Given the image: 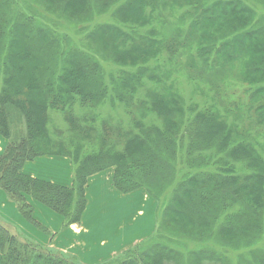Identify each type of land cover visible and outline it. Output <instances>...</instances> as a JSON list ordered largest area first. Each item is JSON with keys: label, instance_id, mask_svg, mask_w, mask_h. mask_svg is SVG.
Instances as JSON below:
<instances>
[{"label": "trees", "instance_id": "trees-1", "mask_svg": "<svg viewBox=\"0 0 264 264\" xmlns=\"http://www.w3.org/2000/svg\"><path fill=\"white\" fill-rule=\"evenodd\" d=\"M37 1L68 16L85 18L90 11V0L81 4L79 0ZM93 1L102 8L116 0ZM187 2L190 10L186 13L196 15L190 27L198 38L209 19L214 25L234 9L249 13L239 0H219L208 6H202L200 0ZM166 3L122 1L116 8L122 25L94 24L88 31L87 40L98 44L95 51L99 54L77 48L57 70L48 30L34 29L33 14L25 13V7L23 15L18 13L14 0H0V136L7 140L0 153V187L32 223L29 197L59 213L65 224L77 223L86 204L87 178L113 167L112 182L118 191L142 188L155 199L157 226L151 237L114 258L120 260L105 264H264V250L253 249L264 238V150L260 141L251 132L250 139L241 136L236 141L217 112L211 107L199 108L195 102L188 104L175 90L167 98L163 93L167 87L156 89L162 84L161 68L147 67V61L166 48L162 47L163 36L149 21L156 6ZM131 9H137V21L128 18ZM205 14L211 18L203 19ZM244 17L247 21L248 15ZM257 30H246L218 44L214 36L200 39L189 57L201 71L216 66L219 58L223 64L246 58L253 37L264 35ZM180 35L179 31L175 37ZM175 37L167 43L177 47ZM131 49L142 60L128 59ZM104 52L111 63L132 68L111 74L109 93L99 60L105 58ZM254 69L249 75L258 72L263 77L251 84L255 86L249 103L264 97V60ZM161 97L175 100L177 107L163 106ZM104 99L113 108L125 109L128 120L92 112ZM242 105L248 123L261 128L254 134L264 135V101ZM135 108L139 114L133 113ZM54 112L67 122L66 131L58 137H52L48 129ZM44 154L70 159L71 187L21 173L26 161ZM236 163L244 168L243 173ZM231 251L237 252L233 260L227 258ZM0 264L82 263L24 238L0 222Z\"/></svg>", "mask_w": 264, "mask_h": 264}, {"label": "rangeland", "instance_id": "rangeland-1", "mask_svg": "<svg viewBox=\"0 0 264 264\" xmlns=\"http://www.w3.org/2000/svg\"><path fill=\"white\" fill-rule=\"evenodd\" d=\"M122 1L124 2L126 0H116L110 4L107 2L105 3V5L108 4L107 6L100 8V5L97 3L94 4V1L90 0V11L86 14L85 18L77 15L68 16L58 10H48L43 3L37 0H14V7L17 12H21L22 15L24 7L25 13L33 14L34 19L32 18L31 24L34 29L35 27H41L48 30V35L55 47V53L58 59L57 70H60L63 66L64 58L77 48H82L84 51L94 55L96 52L99 54L98 51H95L98 44L94 42L91 43L87 40L88 31L92 29L94 24L111 23L113 25H122V22H120L122 20L120 17L118 19L116 13V8ZM200 1H202V6H208L219 0ZM239 2L247 7L249 13L243 15L239 13L238 9H234L229 12L227 17L216 20L214 25L209 24L214 22L209 19L207 21L208 24L206 23V28H202V32L200 31V38H198L195 33V28L191 29L190 27L193 21L192 18L196 15H193V12H191V15L186 13L190 10L188 9L190 7L187 0H167L165 5H157L155 13L153 16H150V26H154L163 36L164 42L162 47L166 46V48H162L159 54L157 53L154 58H150L147 61V67L157 68V66H159L161 68L160 70L162 73L159 78L162 80V84H157L156 89L160 88L162 85L163 87L161 89L167 87V89L163 91L167 98H169L167 94H171L170 92L175 90L185 98L188 104L195 102L199 108L211 107V111L214 113L217 112L222 122L224 121L225 124H227V128L231 129V136L235 137L236 141L239 140L241 136H246L250 139L252 134V138L259 140L264 150V135L254 134V131L256 133V131H260L261 128L256 126L255 123H248V120L244 118V110L241 107L243 106L242 104H252L251 106H256L258 102L264 101V97L260 96L257 100H251L249 103L250 90L255 86L251 84L258 83L263 76L259 75L258 72H256V75L255 73H250L249 75L248 72L253 71L254 67L257 66V62L264 60V35H255L253 37L255 42L249 45V49L246 51V58L242 57L239 60H234L230 63L225 62L224 64L219 58L216 66L207 71L205 69L202 71L196 69V65L189 57V52L196 48V43L201 42L200 39L203 38L212 39V36H214L213 38L217 40L218 44L223 39L228 40L235 35L242 34V32L246 30L252 31L258 29L257 31L264 33V0H239ZM79 3H83V0H79ZM96 8L100 9L95 11ZM136 10L137 9L130 10L133 11V13H131V17H128L129 19L138 20L135 16V14H138ZM246 15H248L247 21H245L244 17ZM209 16V14H205L203 15V19L211 18ZM122 19L124 20L123 16ZM243 21L245 22L243 23ZM141 29L144 30L145 28ZM49 31H53L54 33L50 34ZM179 31L181 35L175 37ZM174 37L176 43L179 44L177 47L167 43L168 40ZM258 43L261 47L258 46ZM99 51L102 53L101 50ZM103 55L105 58H99V60L102 65L101 68L103 69L104 77L106 76L104 83L106 87L108 86L109 93V90H111L109 85H113L109 83L111 74H121V72L131 71L132 68L113 64L108 60L111 57L106 55V52H104ZM126 56L132 61L142 60L139 52L132 49ZM199 65L202 66V64ZM149 82L151 83V81ZM141 91L144 92L143 89ZM164 97L160 98V104L163 102V106L177 107L175 100ZM108 101V99H104L96 109L94 108L95 110L92 109L93 111H91H99L102 113V116L111 115L114 119L119 118L124 122L128 120V114L125 109L121 106L113 108L109 103L110 101ZM159 103L157 102L156 106H158ZM141 112V114L144 113L143 111ZM145 112L148 111L146 110ZM133 113L139 114L140 112L135 108L133 109ZM51 117L52 120L51 122L49 121L48 129L52 137H58L62 130L66 131L67 122L64 117L56 112L52 113ZM235 131L240 134H236ZM2 140L5 142V139L2 138ZM214 157L215 156H212L211 159ZM236 168L239 172L243 173L244 168H242L240 164L236 163ZM236 209L241 210V207L237 205ZM262 226H264V224ZM262 240L254 244L253 249H257L255 251L264 250V238ZM141 250L142 249L137 248V251ZM236 253V251L229 252L227 258L233 260ZM114 258L112 259L120 260L119 258ZM110 261L112 260L108 259L99 264H105ZM215 263L221 264L220 262Z\"/></svg>", "mask_w": 264, "mask_h": 264}, {"label": "crops", "instance_id": "crops-1", "mask_svg": "<svg viewBox=\"0 0 264 264\" xmlns=\"http://www.w3.org/2000/svg\"><path fill=\"white\" fill-rule=\"evenodd\" d=\"M0 136V153L7 144ZM21 173L63 187H71L73 168L63 155L44 154L26 161ZM114 168L109 167L87 178L86 199L81 219L65 224L63 217L33 198L35 223L25 219L15 202L0 187V222L14 233L63 252L82 264H99L121 256L151 237L157 226V202L138 188L127 193L113 186Z\"/></svg>", "mask_w": 264, "mask_h": 264}]
</instances>
